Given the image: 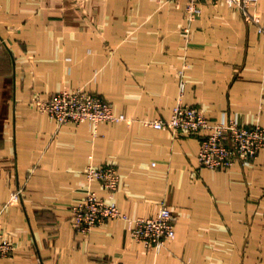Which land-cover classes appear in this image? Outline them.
<instances>
[{
    "label": "crops",
    "instance_id": "1",
    "mask_svg": "<svg viewBox=\"0 0 264 264\" xmlns=\"http://www.w3.org/2000/svg\"><path fill=\"white\" fill-rule=\"evenodd\" d=\"M202 9L187 36L185 0H0V234L15 246L0 264H264V149L211 170L199 136L142 123L182 101L210 123L264 127V34L226 0ZM66 89L128 120L94 132L37 109ZM107 165L121 176L114 194L87 178ZM90 191L133 219L167 204L176 238L147 247L116 219L78 232L73 207Z\"/></svg>",
    "mask_w": 264,
    "mask_h": 264
},
{
    "label": "built area",
    "instance_id": "2",
    "mask_svg": "<svg viewBox=\"0 0 264 264\" xmlns=\"http://www.w3.org/2000/svg\"><path fill=\"white\" fill-rule=\"evenodd\" d=\"M180 1V0H172ZM203 0H185V17L188 25L184 28L187 36L191 24L203 12ZM220 2L221 0H215ZM236 8L245 21L254 24L259 33L264 34V15L256 9L260 0H226ZM184 83L182 84L184 88ZM37 109L54 118L60 125L89 122L94 132L103 122L128 120L124 114L117 115L112 104L105 98L84 89L62 90L46 98L35 100ZM143 125L158 130L168 129L175 134L199 136V163L211 170H230L237 164L250 166L264 149V127H247L234 119L210 123L199 108L180 101L168 119H145ZM87 178L98 180L109 194H114L120 184L121 176L114 165L96 168L89 166ZM21 190L13 196L18 201ZM74 227L83 234L103 225L109 219L124 220L131 224V235L147 247L162 248L176 238L175 216L167 204L153 217L131 218L123 213L116 203L107 201L96 192H88L84 200L74 205ZM15 246L11 240L0 234V258L13 254Z\"/></svg>",
    "mask_w": 264,
    "mask_h": 264
}]
</instances>
